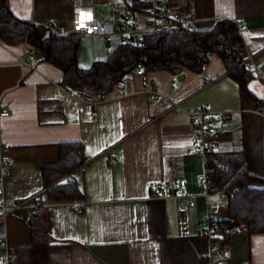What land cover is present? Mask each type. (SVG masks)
<instances>
[{
    "label": "crops",
    "instance_id": "0c3cea01",
    "mask_svg": "<svg viewBox=\"0 0 264 264\" xmlns=\"http://www.w3.org/2000/svg\"><path fill=\"white\" fill-rule=\"evenodd\" d=\"M163 1L175 13L192 12L195 29L210 30L218 20L233 19L245 41V62L260 73L251 90L264 97V0ZM142 3L147 2L10 0L19 18L62 35L77 32L75 12L82 7H94L103 22L118 27L130 23L125 8L131 7L145 25L150 12L135 9ZM242 25L247 28L241 30ZM81 36L78 63L84 69L106 60L123 43L117 35L110 41ZM27 45H10L0 37V100L11 109L9 117L0 119V158L8 161L9 202L40 201L50 237L47 246L30 247L31 223L24 211L10 215L0 224V238L9 245L0 248V264H7L9 249L17 258L21 246L29 247L22 264H213L215 250L224 252L227 264H264V233L235 230L217 247L201 234L208 217L229 219L227 202L217 195L200 197L197 207L183 214L177 199L156 195L152 188L183 178L188 195L205 193L199 176L206 165L195 154L188 114L204 105L217 114L224 133L218 147L244 146L248 184L264 189V113L241 98L221 57L213 54L199 73L130 74L125 87L115 85L101 101L92 102L71 96L63 70L45 61L40 51L33 67L21 62ZM68 142L81 143L84 164L61 180L77 183L84 199L57 202L48 196L42 169L59 162L60 144ZM210 204L215 205L211 212Z\"/></svg>",
    "mask_w": 264,
    "mask_h": 264
},
{
    "label": "trees",
    "instance_id": "16d2710c",
    "mask_svg": "<svg viewBox=\"0 0 264 264\" xmlns=\"http://www.w3.org/2000/svg\"><path fill=\"white\" fill-rule=\"evenodd\" d=\"M137 11L150 12L149 3L135 4ZM0 37L8 44L28 42L43 55V59L60 67L64 72L63 85L77 92L84 100L101 101L113 91L115 85L125 82L134 69L164 70L182 75L185 70L202 72L213 54L223 60L226 70L240 86L241 98L253 103L257 111L264 113V97L257 96L250 83L257 78L255 71L244 58L245 41L236 22L231 18L218 20L212 29L201 30L181 27L159 29L145 36L144 44L122 43L106 60L82 68L78 63L81 34L62 35L43 25L19 18L11 8L10 0H0ZM60 160L43 167V178L48 196L57 202L84 199V193L75 182L61 179L84 164L80 142L60 144ZM225 155L231 156L223 162ZM208 163L210 185L219 190L240 189L227 202L229 219L213 226L216 240L226 238L232 231L248 234L264 233V189L251 188L248 184L247 155L244 146L231 149L217 147ZM32 244L42 247L49 244L44 206L31 219ZM27 246L17 249L19 261H25Z\"/></svg>",
    "mask_w": 264,
    "mask_h": 264
},
{
    "label": "built area",
    "instance_id": "2783aa9c",
    "mask_svg": "<svg viewBox=\"0 0 264 264\" xmlns=\"http://www.w3.org/2000/svg\"><path fill=\"white\" fill-rule=\"evenodd\" d=\"M150 5L149 19L145 25H142L136 12L131 7L125 8V17L129 19L130 23L123 27H118L114 23L107 24L103 22L96 14L94 7H82L75 12V30L80 34H88L93 36H102L107 41L112 40L114 36H120L123 43L137 42V44H144L145 36L148 33L155 32L159 29H169L172 27L190 28L196 21L195 15L190 11H183L175 13L171 4L164 2L163 0H146ZM241 30L247 27L240 26ZM25 55L21 62L34 66L36 56L39 52L36 48L27 45L24 49ZM27 56L31 57V60L27 62ZM258 75L260 73L256 71ZM130 74L145 75V70L134 69ZM122 87L126 86L123 82L120 84ZM71 96H78L74 90L69 91ZM179 107L180 104L176 103ZM188 114L192 119V139L194 143L195 154L202 158L206 165V172L199 176V183L206 187V191L203 195H188V184L183 178L168 179L161 183L153 185V192L156 195L164 196L166 198L177 199L179 201V212L186 213L189 209L197 207L199 198L208 197L210 194H215L218 198L228 202L229 198L234 194H239L240 189H225L221 188L216 190L213 188L208 179L207 166L211 160V154L214 153L218 145L223 141V132L219 127V119L216 113L212 112L204 105L196 106L188 111ZM11 115V109L4 105L0 100V119L2 117H9ZM231 156L225 155L223 162L229 159ZM1 178H0V224H6L10 215L24 211V219L26 222L31 223V219L34 214L43 208V204L34 200H24L19 203H10L6 194L5 177L8 173V161L3 157L0 158ZM209 211L215 209V205L210 204L208 206ZM213 218L208 217L204 221V225L201 228V234L207 235L211 240L214 247L219 245V240H216L217 233L213 226ZM0 248H9L6 238H0ZM7 264H22L16 258V251L9 249ZM214 258L213 264H227V258L222 250H215L212 255Z\"/></svg>",
    "mask_w": 264,
    "mask_h": 264
},
{
    "label": "water",
    "instance_id": "95a60500",
    "mask_svg": "<svg viewBox=\"0 0 264 264\" xmlns=\"http://www.w3.org/2000/svg\"><path fill=\"white\" fill-rule=\"evenodd\" d=\"M185 76L183 75L182 78H184Z\"/></svg>",
    "mask_w": 264,
    "mask_h": 264
}]
</instances>
